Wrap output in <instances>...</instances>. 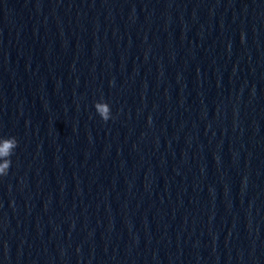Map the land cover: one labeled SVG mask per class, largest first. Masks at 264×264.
I'll return each instance as SVG.
<instances>
[{
    "label": "clouds",
    "instance_id": "9594fccd",
    "mask_svg": "<svg viewBox=\"0 0 264 264\" xmlns=\"http://www.w3.org/2000/svg\"><path fill=\"white\" fill-rule=\"evenodd\" d=\"M99 117L104 122L112 119L111 108L107 103L94 105ZM18 147V140L15 136L0 137V159L3 163L0 164V177L7 176L12 164L11 157L14 155L15 149Z\"/></svg>",
    "mask_w": 264,
    "mask_h": 264
}]
</instances>
